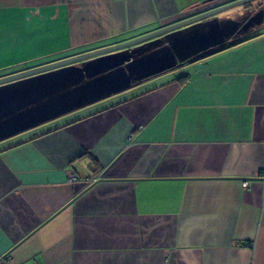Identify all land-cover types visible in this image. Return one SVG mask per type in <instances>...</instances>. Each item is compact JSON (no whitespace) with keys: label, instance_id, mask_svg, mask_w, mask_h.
Listing matches in <instances>:
<instances>
[{"label":"crops","instance_id":"crops-1","mask_svg":"<svg viewBox=\"0 0 264 264\" xmlns=\"http://www.w3.org/2000/svg\"><path fill=\"white\" fill-rule=\"evenodd\" d=\"M154 37L1 82L66 66L0 94V264H264V0H0V80Z\"/></svg>","mask_w":264,"mask_h":264},{"label":"rangeland","instance_id":"rangeland-1","mask_svg":"<svg viewBox=\"0 0 264 264\" xmlns=\"http://www.w3.org/2000/svg\"><path fill=\"white\" fill-rule=\"evenodd\" d=\"M159 37L147 39L142 42L129 45L128 47L117 49L116 51L104 53L103 55L101 54L97 56H92L91 58L87 57V58L71 63V65L69 66H72V67L68 71L73 72L74 81L72 83H75L76 85L73 90L68 89L67 92L74 93L73 95L70 94L73 96V102L76 101V98L74 95H76L78 99H85L89 97L92 93L99 91V88H101V85L104 88H107L108 86H113L114 81L120 76V73H119L120 70L118 69L119 66L110 65L111 67H106V63H108L109 61L113 62L115 59V56H118L117 54L119 55L122 53L127 54L128 51H131V54L133 56L132 62L127 66L130 69L131 67H139V66L148 67L149 65L148 62L150 61V58H152V56L149 53H145V52L150 51V48L154 46L153 45L154 44L153 42H155L154 40H156ZM64 67L66 66H62L60 68H64ZM60 68H56L55 72L56 73L61 72L59 71ZM66 69H68V67ZM51 71L53 70L51 69ZM51 71L50 70L45 71L43 73H40V75L37 74L32 77H29L28 79L32 78L33 81L40 80L41 82H43V84L50 83V82L53 83V79L56 78L58 74L53 73ZM127 75H128V71H127ZM61 78L59 77L57 81L64 84L63 80L65 79L67 80L68 76L66 77L61 76ZM28 79H18V80L20 81V80H28ZM18 80L15 79L14 81H10V82H19ZM119 80H123V78H119ZM10 82L0 83V94H5V93L10 94V91H15V90H12L11 87L16 83H10ZM118 82L122 83V81H118Z\"/></svg>","mask_w":264,"mask_h":264},{"label":"water","instance_id":"water-1","mask_svg":"<svg viewBox=\"0 0 264 264\" xmlns=\"http://www.w3.org/2000/svg\"><path fill=\"white\" fill-rule=\"evenodd\" d=\"M206 15H208V13L207 14H204V16H206ZM199 17H202V16H198L197 18H199ZM197 18H194V19H197ZM194 19L190 20L189 22L194 21ZM180 25H182V24H180ZM149 37H150V35L149 36H146L143 39H146V38H149ZM133 42L134 41H131V42L126 43V44L128 45V44H131ZM103 51H105V50H100V51L90 52V53H87V54H82V55H79V57L76 56V57L70 58L69 60L60 61V62H57V63H54V64H50V65H47V66H44V67H41V68H37V69H34V70H30L28 72H24L22 74L19 73L18 75H15V76H12V77H9V78H6V79H1L0 80V83L1 82H4V81L11 80V79H14V78H18V77H21V76H24V75H29L31 73H35V72H38V71L47 70L49 68H53L55 66H59V65H62L64 63H67V62H70V61H78V60L84 59L86 57H91V56H94V55H96V54H98L100 52H103Z\"/></svg>","mask_w":264,"mask_h":264},{"label":"built area","instance_id":"built-area-1","mask_svg":"<svg viewBox=\"0 0 264 264\" xmlns=\"http://www.w3.org/2000/svg\"><path fill=\"white\" fill-rule=\"evenodd\" d=\"M68 179H70V181H76L77 180L75 174H70ZM242 184H243L244 188H247L249 185L247 180L242 181Z\"/></svg>","mask_w":264,"mask_h":264}]
</instances>
